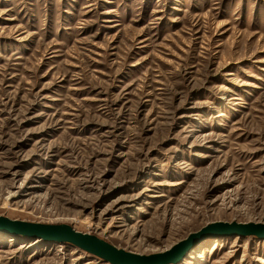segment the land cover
Here are the masks:
<instances>
[{
	"label": "rangeland",
	"instance_id": "rangeland-1",
	"mask_svg": "<svg viewBox=\"0 0 264 264\" xmlns=\"http://www.w3.org/2000/svg\"><path fill=\"white\" fill-rule=\"evenodd\" d=\"M0 216L145 255L264 223V0H0ZM198 245L264 264L262 238ZM0 264L110 263L15 236Z\"/></svg>",
	"mask_w": 264,
	"mask_h": 264
},
{
	"label": "water",
	"instance_id": "water-1",
	"mask_svg": "<svg viewBox=\"0 0 264 264\" xmlns=\"http://www.w3.org/2000/svg\"><path fill=\"white\" fill-rule=\"evenodd\" d=\"M0 232L43 242L72 244L110 264H175L185 257L194 245L209 237L241 235L264 238V223L213 222L190 234L170 249L148 255L118 248L97 235L80 232L65 223L28 222L0 216Z\"/></svg>",
	"mask_w": 264,
	"mask_h": 264
},
{
	"label": "bare ground",
	"instance_id": "bare-ground-1",
	"mask_svg": "<svg viewBox=\"0 0 264 264\" xmlns=\"http://www.w3.org/2000/svg\"><path fill=\"white\" fill-rule=\"evenodd\" d=\"M0 237H7V238H14L15 237V235H12V234H8V233H0ZM263 240H264V238H262ZM37 241H39V240H37ZM205 241V240H204ZM40 242V241H39ZM46 243H51V244H53V243H55V242H46ZM201 243H203V242H201ZM201 243H199V244H201ZM48 245V244H47ZM203 246H205V245H198V244H196V246L194 245L189 251H188V253L185 255V257H183L182 259H180L179 261H177V263H175V264H183V263H185V262H187V260H189V259H191V258H193V256L195 255V252H197L198 250H200L201 249V247H203ZM200 248V249H199Z\"/></svg>",
	"mask_w": 264,
	"mask_h": 264
}]
</instances>
